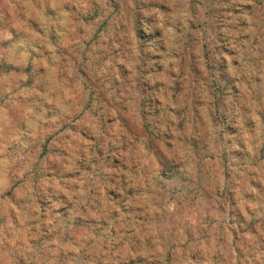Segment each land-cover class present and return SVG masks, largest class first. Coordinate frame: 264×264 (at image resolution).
I'll return each instance as SVG.
<instances>
[{
	"label": "clouds",
	"instance_id": "obj_1",
	"mask_svg": "<svg viewBox=\"0 0 264 264\" xmlns=\"http://www.w3.org/2000/svg\"><path fill=\"white\" fill-rule=\"evenodd\" d=\"M160 2L166 4L170 11L151 9L143 11L142 16L165 37L164 44L168 52L160 61L163 68L166 72L178 71L180 61L173 53L182 54L184 51L183 36L191 30L190 24L196 20L193 3L192 0ZM97 3L105 14L111 11L108 0H97ZM126 3L131 6L133 0H126ZM204 3L210 6L212 0H204ZM233 3L241 13L233 19L244 22L241 31L247 36V46L238 48L235 55L240 65L238 70L233 68L234 57L223 52L215 56V76L228 83L231 89L222 99L224 123L215 119L218 94L212 87L214 74L204 59L202 45L197 47V67L202 79L197 87L201 120L195 123V131L192 122L185 121L181 126L179 118L171 111L158 122L145 120L141 109L142 97L137 88V80L141 78L137 70L141 64V49L134 25L123 11L110 21L125 26L120 35L126 49L129 77L127 82L120 81V95L116 99L125 104L127 112L122 115L129 120L135 133L126 161L130 169L129 179L134 181L130 187L139 192L133 200L142 202L140 206L144 208L145 215L152 217L149 224L138 227L136 222L125 224L122 216V227L135 229V236H140L146 228L144 234L152 238L157 252H162L168 246V233L156 215L163 214L161 208L172 214L176 210L177 201L162 200L159 195L164 191L160 184L161 178H165L169 188L193 190L194 196L195 190L203 187L208 196L207 211L204 207H198L189 217L191 223L185 227L192 229L193 240L187 242L182 264H220L218 256L224 257L225 264H264V250L260 246V240L264 239V229L257 228L255 236L245 232L239 237L240 242L234 243L231 229H235L238 235L239 229L230 222L228 215L230 210L235 216L243 215L247 218L250 210L264 224V209L252 200L239 199L235 195L240 183L246 181L249 174L258 183L257 187L248 185L245 190L257 197L260 195L258 190H264V159L259 158L260 150L264 148V57L258 55L264 49V0H233ZM73 6L77 12L71 10ZM49 9L52 10L51 14ZM88 11L84 0H0V25L15 34V38L9 35V44H19L21 34L28 39H39L38 33L32 30L33 24L46 34L55 32L57 41L56 44L44 42L48 55L37 50V57L31 59L34 68L44 73L38 76L31 88L19 87L15 77L0 72V221H3L0 222V264H61L60 250H64L66 255L68 252L73 254L66 264H82V251H95L97 258L103 252L102 244L107 233L96 235L95 230L84 229L76 237L75 243L65 245L57 241L65 232L75 234L74 222L77 217L92 216L97 222L106 219L101 212V206L105 209L108 206L102 176L111 174L113 170L100 163L93 164V172L84 173L78 180L37 177L33 172L37 160L25 155L29 145L21 141V136L34 137L38 135L39 129L35 124H30L29 131L21 133L12 119L16 110L22 106L24 115L32 113L33 102L39 101L51 106L53 124L58 126L59 121L70 120L77 125L84 124L86 135L95 136L97 140L104 136L103 124L92 115V110L77 107L82 83L79 80L72 82L74 73L70 65L64 67L65 58L61 54L73 28L82 26L80 16ZM13 12L16 13L15 17H10L8 14ZM178 27L182 32H177ZM145 31L149 29L145 28ZM199 34L203 38V32ZM121 63H124L123 58ZM143 79L150 86L157 79L171 83L167 75L156 78L149 75ZM5 94L7 99H4ZM165 104L179 107L170 98ZM146 123L153 124L154 136L149 137L143 131ZM226 128L231 131H225ZM65 134L71 135L74 141L79 140L78 135H72L67 130ZM14 142L20 148L15 157L8 153V146ZM84 143L89 144V149L92 148L88 141ZM93 158L99 159L95 157L94 151H89L84 162L91 163ZM75 159L78 157L73 153ZM71 166L72 162L69 163V170ZM132 169L138 176H132ZM225 190L233 192L231 203L222 199ZM10 191L11 196L7 195ZM38 198H43L49 204L66 201L64 215L67 219L62 220L47 212L43 213L46 218L42 219ZM196 199L201 205L204 204L203 197L197 196ZM94 204L96 212L92 211ZM157 204L161 207H157ZM221 206L224 211L220 210ZM33 221L36 223L33 224ZM42 226L49 234L58 232L56 240L40 243ZM33 228L36 229L35 233ZM183 232L181 228V243L187 241ZM140 238L143 239V236ZM243 242L250 248L247 262L237 253ZM53 244H56L55 248ZM129 251L126 243L118 254H127ZM141 254H147V250ZM104 264H108V261L105 260Z\"/></svg>",
	"mask_w": 264,
	"mask_h": 264
},
{
	"label": "rangeland",
	"instance_id": "obj_2",
	"mask_svg": "<svg viewBox=\"0 0 264 264\" xmlns=\"http://www.w3.org/2000/svg\"><path fill=\"white\" fill-rule=\"evenodd\" d=\"M84 2L89 11L80 16L82 26L73 28L61 54L65 58L63 60L64 67L70 65L74 73L72 82L75 83L76 80H79L82 83L81 95L77 98V107L92 110V115L103 124L104 136L97 140L95 136L86 135L84 124L77 125L70 120H61L58 122V126L53 124L50 116L51 106L39 101L33 102L32 113L24 115L22 106L16 110V114L12 117L16 128L21 133H27L30 124H35L39 129L38 135L34 137L21 136V141L29 145L25 150V155L37 160L33 168L37 177L56 178L61 181L78 180L83 177L84 173L91 174L93 172V164L100 163L113 170L111 174L102 176L105 184L104 196L108 206L106 209L101 206V212L106 219L97 222L92 216L77 217L74 222L75 234L65 232L57 243L65 245L70 242L75 243L76 237L84 229H90L95 230L96 235L107 233L102 244L103 252L100 253V258H97L95 251H82V264H104L105 260L108 261V264H182L187 242L193 240L192 229L185 227L191 223L189 217H192L193 211L198 207H204L207 211L208 196L203 187L195 190L196 195L194 196L193 190H186L183 187L169 188L165 178H161L160 184L164 191L159 195L162 200L177 201L175 212L169 214L167 210L161 208L163 214L157 213L156 215V219L168 233V246L162 252H157L152 238L144 234L147 231L146 228L140 234L143 236L141 239L140 236L133 235L135 229L122 227V216L125 218V224L136 222L138 227L149 224L152 217L145 215L144 208L140 206L142 202L133 200L135 196L139 195V192L136 188L130 187V183L134 181L129 179L130 169L126 161L131 139L134 138L135 133L130 127L129 120L122 115L127 112L125 104L116 99L120 95V81L127 82L129 77V69L126 67V49L120 35L125 26L117 25L115 21L110 23V21L113 16H118L123 11L134 25L135 35L141 49V64L137 69L141 78L137 80V88L142 97L141 109L145 120L153 119L158 122L166 116L167 112L171 111L177 115L181 126L185 121L192 122L195 131V123L201 120L199 111L201 105L197 87L202 79V74L197 67L196 49L202 45L204 59L208 61V68L214 74L212 87L218 94L215 119L219 123H224L222 99L231 89L228 83L215 76V56L223 52L234 57L233 68L239 69V61L235 59V55L238 48L247 46L245 44L247 36L241 31L244 22L233 19V17L240 16V10L233 0H212L210 6H206L204 0H192L193 14L196 20L190 24L191 30L183 36V53H173L180 61L178 71L166 72L160 63L168 52L167 46L164 44L165 37L160 30L154 29L153 25L144 20L142 16L143 11L151 9L169 12L170 9L166 4L161 3L160 0H133V5L130 6L126 0L123 4L122 0H108L111 11L105 14L97 0H84ZM71 10L77 12L75 6ZM51 13L52 10L49 9V14ZM8 15L15 17L16 13ZM77 15L80 14L77 13ZM145 28H148L149 31H145ZM32 30L38 33L39 39H28L21 34L19 44H9V35L15 38V34L9 33L0 25V57H2L0 72L11 74L15 77V83L22 88H31L38 76L44 75L31 63V59L37 57L38 51L48 55L43 43L47 41L53 44L57 43L55 32L46 34L35 24L32 25ZM176 30L182 32L179 27ZM201 31L203 38L199 34ZM258 55L264 57V49H261ZM122 58L124 63H121ZM149 75L153 78L167 75L171 83L157 79L156 83L150 86L149 82L143 79ZM117 76L119 80H117ZM23 77H27V79H23ZM7 98L8 96L5 94L4 99ZM169 98L173 104L179 107L166 105L165 101ZM113 113L116 114L113 115ZM153 127V124L146 123L143 131L152 137L155 135ZM66 130L72 135H78L79 140L74 141L71 135L65 134ZM225 131L231 130L226 128ZM85 141L92 145L91 149H89V144L84 143ZM193 143L196 144L195 138ZM19 150V145L15 142L8 146V153L13 157ZM89 151H94L95 157L99 159L93 158L91 163H85ZM73 153L78 159L73 160ZM259 158L264 159V148H261ZM70 162H72V166L69 170ZM131 174L133 177L138 176L134 169L131 170ZM257 183V180L252 179V174H249L246 181L240 183L239 191L235 195L239 199L252 200L264 209V190H258L260 192L258 197L245 190L248 185L257 187ZM7 195L11 196V191ZM197 196L203 197V205L196 199ZM222 199L231 203L233 192L225 190ZM38 202L42 219L46 218L43 215L45 212L54 217L59 216L62 220L67 219L64 215L66 201H54L49 204L43 198H38ZM156 206L161 207L160 204ZM220 210L224 211L223 206ZM92 211H97L96 204L92 206ZM228 215L230 222L239 229V235L235 229H231L232 235L235 237L234 243L240 242L239 237L245 232L255 236L257 228L264 229V224L250 210L247 218L243 215L235 216L230 210ZM32 223L35 224L36 221ZM181 228L184 229L183 235L187 237V241L184 243L180 242L179 230ZM33 232H36L35 228H33ZM57 235H59L58 232L49 234L47 229L42 226L39 242L56 240ZM120 237L123 239H119ZM126 243L130 251L127 254H118ZM260 246L264 250V239L260 240ZM52 247L55 248L56 244H53ZM145 250H147V254H141ZM249 252L250 248L246 242H243L242 246L237 249L240 258L246 262L250 258ZM72 255L71 252L66 255L64 250H60L61 264H66ZM109 257L114 259H109ZM218 259L220 264H225L223 256H218Z\"/></svg>",
	"mask_w": 264,
	"mask_h": 264
}]
</instances>
